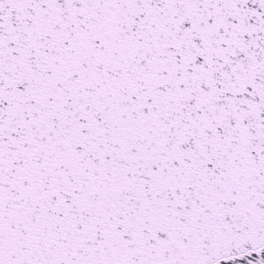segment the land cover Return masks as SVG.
<instances>
[{"label":"snow or ice","instance_id":"6c2138e0","mask_svg":"<svg viewBox=\"0 0 264 264\" xmlns=\"http://www.w3.org/2000/svg\"><path fill=\"white\" fill-rule=\"evenodd\" d=\"M0 264H264V0H0Z\"/></svg>","mask_w":264,"mask_h":264}]
</instances>
